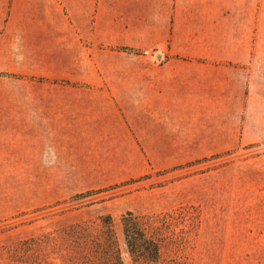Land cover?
I'll return each instance as SVG.
<instances>
[{
  "label": "rangeland",
  "instance_id": "374dc122",
  "mask_svg": "<svg viewBox=\"0 0 264 264\" xmlns=\"http://www.w3.org/2000/svg\"><path fill=\"white\" fill-rule=\"evenodd\" d=\"M128 210L161 264H264V0H0V264L105 214L132 264Z\"/></svg>",
  "mask_w": 264,
  "mask_h": 264
},
{
  "label": "trees",
  "instance_id": "16d2710c",
  "mask_svg": "<svg viewBox=\"0 0 264 264\" xmlns=\"http://www.w3.org/2000/svg\"><path fill=\"white\" fill-rule=\"evenodd\" d=\"M155 214L126 211L119 226L132 264H161L166 231ZM64 241L58 253L62 264H124L115 223L109 214L98 221H83L60 230ZM63 244V243H62ZM59 246L54 244L53 249Z\"/></svg>",
  "mask_w": 264,
  "mask_h": 264
},
{
  "label": "water",
  "instance_id": "95a60500",
  "mask_svg": "<svg viewBox=\"0 0 264 264\" xmlns=\"http://www.w3.org/2000/svg\"><path fill=\"white\" fill-rule=\"evenodd\" d=\"M157 56H160V54H157Z\"/></svg>",
  "mask_w": 264,
  "mask_h": 264
}]
</instances>
